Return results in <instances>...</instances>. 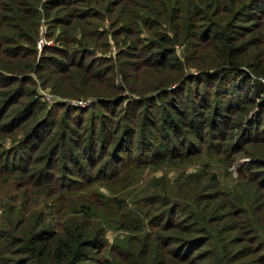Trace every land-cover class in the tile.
Here are the masks:
<instances>
[{
	"label": "trees",
	"instance_id": "1",
	"mask_svg": "<svg viewBox=\"0 0 264 264\" xmlns=\"http://www.w3.org/2000/svg\"><path fill=\"white\" fill-rule=\"evenodd\" d=\"M103 2L83 0L87 6ZM39 3L32 0L28 12L40 13ZM110 5L114 9H109V16L120 24L112 34L125 36L128 55L138 58L140 69L167 74L145 92L130 85L131 77L124 73L126 87L138 96L96 94L101 96L97 102L111 106L117 117L112 162L134 155L136 141L135 163H155L161 158L168 163L173 157L199 154L205 146L249 159L238 167L232 188L218 186V174L208 173L207 163L192 175L204 173L206 181L218 186L215 195L194 190L174 196L164 191L166 195L156 199L159 207L145 203L149 208L142 209L137 221H118V228L131 234L117 238L122 257L108 249L105 221L88 227L72 215L55 222L45 218L0 223V264H107L99 255L104 248L113 256L111 264H264V34L259 31L264 0H114ZM79 10L57 12L56 21L65 28L56 37V45L43 47L37 61L33 34L7 37L0 43V88H4L0 90V131L25 134L16 139L11 154L0 151V163L4 161L2 166L13 180L28 177L21 186L42 187L37 190L44 196H51L44 181L55 180V161L64 169L68 161L92 166L94 150L104 148L98 130L105 126V114L98 115L100 125L91 120L83 143L72 147V128L64 117L56 130L52 128V111H44L46 102L31 74L49 76V80L58 74L61 82L76 69L83 76L79 74V86L69 95L87 96L83 86L97 65L93 59L86 62L94 41L86 39L84 31L89 11ZM143 30L146 34L141 35ZM178 46H183L181 52ZM115 68L116 63H111L106 71L114 74ZM74 79L65 81L72 86ZM66 102L54 106L66 107V115L75 110L79 121L83 120L86 107ZM220 161L229 172L231 161L225 156ZM7 206L5 211L11 213ZM90 250L94 257L88 256Z\"/></svg>",
	"mask_w": 264,
	"mask_h": 264
},
{
	"label": "rangeland",
	"instance_id": "2",
	"mask_svg": "<svg viewBox=\"0 0 264 264\" xmlns=\"http://www.w3.org/2000/svg\"><path fill=\"white\" fill-rule=\"evenodd\" d=\"M31 1L0 0V9L2 10L0 12V43L8 41V38L11 37L19 39L23 33L33 34L35 46L38 50L36 61L42 55L45 45L57 44L56 37L65 28L63 24H59L56 21L57 9H62L58 12L60 15H64L66 12L63 13V11L66 10L71 12V9H80L79 13L81 11L82 13L89 11L88 18L84 19L86 24L84 31L87 33L86 39L93 40L94 44L91 46L86 62L90 59L96 60L97 66L89 72V77L91 76L92 79L89 80L88 84L83 86L85 87L84 91L88 92V94L86 93L87 96L69 95L79 86L77 83L78 78L83 76L76 69L72 70L68 78L62 77L61 82L58 74H54L52 80H49V76L40 78L35 72L31 74L36 79L35 86L38 89V94L45 92L47 97L51 99L57 98L56 101L47 102L41 96V99L47 103H45L44 111H47V109L52 111L50 119L53 120L52 128L55 130L59 127L61 118L64 117L66 119L67 126L72 128L71 134L73 138L70 141L72 147L78 141L83 143L85 135L91 130V120L96 125H100L102 117L100 118L98 115L100 113L105 114V126L102 132L101 128L98 130L103 140L104 148L102 151L100 148L94 150V155L96 156L92 166L88 164L81 166L68 161V168L64 169L61 163L55 161L52 165L54 167L56 164L53 168L55 180L53 182L44 181L51 191V196L41 195L37 190L42 189L40 186L38 188H34L30 184L21 186L23 183H26L28 177L23 175L21 178L18 179L16 177L13 180L11 174L7 171V167L4 168L2 166L4 161L1 160L0 223L10 220L28 221L29 219L31 221H39L45 218L48 219L47 221L55 222L68 219L72 215H75L76 221H86L88 227L89 225H95L96 221H102V223L105 221L104 229L106 230L108 249L110 252H114L116 256L122 257L120 248L116 246L117 238H124L125 235L131 234H126L128 233L127 231L118 228V221H137L138 214L141 213L142 209L147 210L149 208L144 206L145 203L151 202L154 206L159 207L160 204H158L156 199L166 195L162 194L164 191H171L174 193V196L176 194L183 196L193 194L194 190L215 195L219 185L224 186L223 184H225L227 185L225 187L232 188L239 175L238 167L245 160L249 159V157L243 154H236L235 152L226 155V152L221 154L214 148H207L205 146L204 150L199 154L173 157L168 163H164L162 158L158 159L159 161L155 163H135L137 160L136 151L139 149L136 141L133 149L134 155L128 154L124 159L118 158L112 162L114 157L111 156V149L115 145L117 138L114 121H116L117 117L112 113L111 106H102V104L97 102L101 96L96 94L100 93L104 97L117 95L120 97L123 95L138 96L137 91L131 90L130 86L126 87L124 73L125 75L127 74V77H131L130 85H133L137 89H143L145 92L153 88L158 81L166 78L167 74L161 75L146 68L140 69L141 65H138L140 63L138 58H134L126 52L129 48L125 44V36H113L112 32L120 25L114 21L116 20L114 19L115 17L111 18L108 14L110 13L109 9H114L110 5L114 0H103L104 2L101 4L89 6L84 4L83 0H71L73 3L67 5L56 4L55 0H40L38 4L40 13L28 12ZM259 16L257 17V21L260 22ZM260 23H263V25L259 31L264 34V17ZM7 27H9L8 30L5 29ZM143 32L144 30L141 35H143ZM144 33L146 34V32ZM41 38L47 39L46 44H43L42 48L39 47ZM6 45L8 44H4L3 47ZM73 46L77 47V44H71L70 47ZM182 48L183 46H178L177 49L181 52ZM125 60L130 61V63L134 61L135 65L124 63L123 61ZM111 63H116L115 73L117 75L115 79L112 78L115 76V73L106 71L107 65ZM100 67H102V71L99 70ZM52 69L56 71V68ZM95 74H97L98 80L100 79L99 82L101 83H94V81H98L95 78ZM74 77V84L72 86L68 85L69 82L66 81H70ZM28 85L31 86V84ZM60 99L67 100L66 103H69V99H72V101L88 100L89 103L83 106L86 107L83 115L84 119L79 121V114L75 110L69 111V115H66V107H55L54 105L58 101H61ZM48 125L49 123L47 127ZM151 130L154 131L153 128ZM24 136L23 132L15 136L12 131H0V151L3 152L2 154H11L16 146V139H23ZM157 138L159 139V136ZM107 147L109 150H106ZM66 148L70 147L67 146ZM124 155L125 152H123L122 156ZM223 156L231 161V166L228 169L229 172H226L224 162L220 161V157ZM45 162H40L38 167ZM207 163L209 164L208 167L205 166ZM204 167H206L207 172H217L220 183L218 186L214 182L206 181L204 173H200L198 176L192 175V173L200 171ZM19 173L21 172H17V174ZM96 177L98 180H95ZM68 178H73L74 180L71 181ZM85 204L90 205V207L87 208ZM5 205H8V210L12 209L11 213L5 211ZM83 208H86L87 212ZM154 220L155 217L152 218V221ZM104 249L99 254L102 257L100 260L102 263L104 260V262L108 261L107 264H111L110 261L113 256L110 257V253L106 248ZM87 253L88 256H95L92 250L87 251Z\"/></svg>",
	"mask_w": 264,
	"mask_h": 264
},
{
	"label": "built area",
	"instance_id": "3",
	"mask_svg": "<svg viewBox=\"0 0 264 264\" xmlns=\"http://www.w3.org/2000/svg\"><path fill=\"white\" fill-rule=\"evenodd\" d=\"M46 42H47V39L41 38L40 39V42H39V47L42 48V45L43 44L45 45ZM263 80H264V78H263ZM41 96L47 102H49V101L52 102L54 100L55 101L57 100V98L51 99V98L47 97L46 94H45V92L44 93L42 92ZM60 100L67 101L65 99H60ZM68 102L71 103V104H73V105H78V106H86L89 103L88 100H85L84 101L83 99H81V100H73V101H72V99H69Z\"/></svg>",
	"mask_w": 264,
	"mask_h": 264
}]
</instances>
